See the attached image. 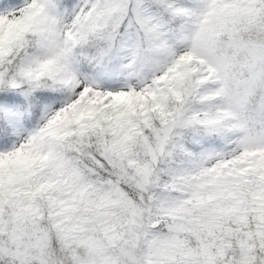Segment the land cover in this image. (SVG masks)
<instances>
[{"label": "snow or ice", "instance_id": "snow-or-ice-1", "mask_svg": "<svg viewBox=\"0 0 264 264\" xmlns=\"http://www.w3.org/2000/svg\"><path fill=\"white\" fill-rule=\"evenodd\" d=\"M0 264H264V0H0Z\"/></svg>", "mask_w": 264, "mask_h": 264}]
</instances>
